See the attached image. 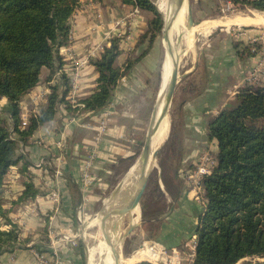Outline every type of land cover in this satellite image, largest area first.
I'll list each match as a JSON object with an SVG mask.
<instances>
[{
	"label": "crops",
	"instance_id": "crops-1",
	"mask_svg": "<svg viewBox=\"0 0 264 264\" xmlns=\"http://www.w3.org/2000/svg\"><path fill=\"white\" fill-rule=\"evenodd\" d=\"M81 3L85 4L84 9L80 6L72 15L69 42L59 49V55L64 63L62 69L69 72V76L71 66L74 68L80 63L81 71L74 77L73 85L79 88L76 93L82 99L93 92L95 74L90 62L100 57L102 48L109 44V36L118 33L114 24L126 15L136 20L130 33L125 34L127 40H122L119 49L123 50L115 60L121 66L127 52L147 27V21L140 10L135 12L132 6L119 0H81ZM263 32L264 29H248L243 34L234 31L229 35L207 37L197 55L196 69L201 74L194 82L198 93L193 102L204 109L201 116L214 115L223 103L246 89L243 78L251 66L260 61L258 53L248 51V38ZM153 55L151 49L136 66L135 70L142 67L138 69L142 76L143 72L153 70L154 63L150 60ZM46 83L35 86L25 98H39L43 105L51 90ZM149 84L120 82L109 104L97 111L81 109L78 113H69L60 104L54 119L34 131L32 139L37 145H21L20 150L26 154H20L17 163L5 173L1 196L6 204L2 206L4 213L18 225L20 239L27 237L28 240L25 248H0V264H88L86 249L80 246L81 241L75 235L78 215L94 205L96 187L106 186V180L114 175L121 161L135 154L140 141L142 112L154 97ZM31 103L34 104V100ZM26 186H31V193H26ZM185 203L179 204L177 209L174 207L176 230H171L170 236L163 235L162 244L175 248L179 239L185 240L188 226L191 240H195L197 215L188 219L185 214L190 213L186 210L190 205ZM6 227L7 224L0 223V231L7 232Z\"/></svg>",
	"mask_w": 264,
	"mask_h": 264
},
{
	"label": "trees",
	"instance_id": "trees-1",
	"mask_svg": "<svg viewBox=\"0 0 264 264\" xmlns=\"http://www.w3.org/2000/svg\"><path fill=\"white\" fill-rule=\"evenodd\" d=\"M119 1L152 14L146 33L140 36L141 41L150 34L152 41L162 22L151 1ZM246 3L264 11V0ZM77 6L78 0H0V99L7 101L1 109L11 120L10 130L0 125V184L9 167L17 163L15 142L26 145L27 138L54 117L57 105L66 103L68 80L60 94L50 86L46 105L30 116L26 127H19V100L37 85L40 69L62 68L58 49L69 40V19ZM119 52L114 39L92 63L97 88L82 100L85 110L105 107L115 83L131 68L129 60L122 70L114 67ZM236 100L208 125L209 137L217 143V165L202 180L206 202L197 215L192 264L264 258V87L243 89ZM8 236L9 232H0V248L1 238Z\"/></svg>",
	"mask_w": 264,
	"mask_h": 264
},
{
	"label": "rangeland",
	"instance_id": "rangeland-1",
	"mask_svg": "<svg viewBox=\"0 0 264 264\" xmlns=\"http://www.w3.org/2000/svg\"><path fill=\"white\" fill-rule=\"evenodd\" d=\"M100 1V0H98ZM151 3L155 7V3L157 0H150ZM187 6L190 7L192 13L193 26H200L205 24L211 20L219 19V18H227L236 15H245L252 16L256 13L264 14L263 10H257L251 7V4L246 3L251 0H239L240 2L235 3L234 0H185ZM108 2V0H106ZM83 3L81 0H78V6L75 8L73 14L76 10L79 9L80 6L83 8ZM84 9V8H83ZM157 10V8L155 7ZM142 14H144L146 21L152 19V14L145 10H140ZM160 15L162 27H163V15L157 10ZM72 14V15H73ZM71 15V17H72ZM69 19V25L70 20ZM136 20L133 16L126 15L123 16L122 20L115 23L114 26L119 31L116 35H111L108 38L109 44L104 46L101 50V53L105 47H109L112 40L118 41V46L122 44V40L124 39L125 34L128 35L132 29V26L135 25ZM133 24V25H132ZM245 31L248 29H260L263 30L264 27L261 25H242V26H230V27H216L207 35H202L200 30H196L193 33L192 43L187 46L186 42V32H187V10L184 17L183 27L180 30V33L175 35L173 40V44L175 45L177 51L179 52V61H178V77L177 83L175 86V90L167 110V116L169 119V130L168 134L161 144V146L156 150L155 156V166H153L152 170L147 175L146 185L143 191V194L139 201V219L136 223V227L125 237L121 242L120 252L123 260L131 257V255L140 249L144 242L152 243L155 249L160 248L165 256V260L161 262H157L156 264H192L191 260V245H192V234L191 230H187L185 233V240L179 239L177 246L170 247L162 244L166 236H170V231L176 228L174 226L176 222L174 207L177 209L179 204L184 205L189 204L187 206L189 210L188 219H192V217L198 215L206 202L204 197V192L202 188V180L204 176L210 174L213 169L217 165V143L216 141L209 137L208 134V125L221 113V111L230 109L237 102L236 98H232L231 100L223 103V107H220L219 111L214 115L205 114L206 116H201L200 112L204 113V109L199 108V103H194V97L198 93L195 89L197 88L194 82H197L199 79V75L201 71L196 69L197 66V55L200 47L206 42L207 37L209 35L214 34H225L229 35L230 33L237 31ZM147 27L144 29L143 33H146ZM162 30V29H161ZM69 31V35H70ZM141 34V35H142ZM181 34V40L177 41V36ZM131 35V34H130ZM140 35V36H141ZM140 36L138 38L135 46L130 49L121 66H118L114 61V67L122 68L125 65V61L129 60L132 63L131 68L117 80L115 83L111 97L113 92L119 86L120 82H150L149 90L152 91L153 101L152 103H148L147 110L143 109V123H141L140 127V141L139 145L136 148L135 154L129 158L128 160L121 161L118 169L116 168L114 178L108 177L106 180V186L96 187L97 197L94 205L89 210H83L81 214L78 215V224L76 226L75 235L76 239L81 241V245L86 249V255L88 249L90 247H95L97 242L102 237L101 230L95 224L89 225L90 222L97 215L102 212L104 208L105 201L107 198L115 191L118 184L122 181L123 177L129 172V168L133 166L135 161L140 157L143 143L145 141L147 131L150 127L151 120L153 117L154 109L156 106V101L158 98V94L160 91L161 77L162 72L161 69L163 67L164 59L166 56L165 44L162 39L161 31L153 38L151 41L150 34H148L144 39H141ZM203 36V37H202ZM205 36V37H204ZM204 38V39H203ZM67 43L62 47L66 46ZM125 46V44H124ZM123 46V47H124ZM238 46V45H237ZM58 49V54H59ZM122 49V48H121ZM121 49L119 54H121ZM154 53L153 59H150L154 63L153 70L149 73H144L143 76L141 72L138 71L142 67H139L135 70L136 66L143 61L145 55L150 51ZM123 50V49H122ZM205 50V48L203 49ZM249 50V49H248ZM60 56V55H59ZM61 57V56H60ZM91 60L90 64L93 67V73L95 74V85L92 88V91H95L97 88L96 80H97V72L95 67L93 66V62L96 61ZM116 60V59H115ZM84 63V62H83ZM62 64H64L62 62ZM80 67V66H79ZM144 67H146V63H144ZM81 69L76 70L71 66L70 68V76L69 72L67 73L64 69L56 68L54 72H51L50 69L46 67H42L39 73V81L36 86L41 83L50 82L49 85L46 83V86H55L57 88L58 94L67 88V84L63 85L67 80L69 81V87L66 93V103L63 104L69 113H78L81 109H84V105L82 100L88 98H80L77 95L76 91L79 89L75 87L73 84L76 82L74 77H77L80 73ZM132 71V74L130 75ZM131 79H130V77ZM62 76L64 78H62ZM74 78V80H73ZM79 78V77H78ZM77 79V78H76ZM124 79V81H121ZM120 87V86H119ZM151 88V89H150ZM247 89V88H246ZM32 90V89H31ZM30 90V91H31ZM72 90V92H71ZM30 91L27 93L29 94ZM26 94V95H27ZM74 94V95H73ZM49 95V94H48ZM150 95V94H149ZM237 96V95H236ZM43 97V96H42ZM151 97V96H150ZM111 99V98H110ZM110 99L107 104H109ZM0 125L4 126L8 130L11 129V120L9 119L6 112L2 111V106H7V101L4 99H0ZM34 100V104L31 103ZM36 100V101H35ZM43 100V99H42ZM150 101V100H149ZM38 99L25 98V96L21 97L19 100V127H26L28 124V120L30 116L37 114L38 111L46 105V102L43 105H40ZM60 105V104H58ZM57 105V107H58ZM133 105V103H132ZM56 107V110H57ZM142 110V109H141ZM56 113V112H55ZM55 116V115H54ZM54 117L50 120L52 121ZM49 122V121H48ZM34 133V132H33ZM32 133V135H33ZM32 135L27 138L26 146L36 144L37 141L32 139ZM13 139L16 140L17 137L11 135ZM34 140V141H33ZM20 143L15 142V150L17 161L19 160V155H25L26 151H22ZM24 146V145H22ZM205 169L208 173H202L200 170ZM10 169V167H9ZM8 169V170H9ZM7 170V171H8ZM6 171V173H7ZM25 172L23 175L25 176ZM5 175V174H4ZM3 175V177H4ZM2 177V180H3ZM121 180V181H120ZM3 182L0 184V223L7 224V232L10 233L8 237H2L1 241H4L1 245V249L10 250L13 248H25V243L28 240L27 237L25 239H20V229L17 224L12 223L8 217L7 213H4L2 206H5L4 198L1 196V193L4 189L2 187ZM31 186H26V193L31 190L29 189ZM28 194V193H27ZM183 199V200H182ZM196 205V208L194 207ZM200 211H198V210ZM177 211V210H176ZM172 213V216L170 214ZM194 220V218H193ZM129 224L124 222L122 226V233H124L125 229ZM164 233H162V230ZM166 231V232H165ZM1 233H6V231H0ZM169 233V234H168ZM164 235V236H163ZM28 236V235H27ZM174 238V237H171ZM170 238V239H171ZM175 241V240H174ZM176 243V241H175ZM57 247H55L56 249ZM59 249V247H58ZM175 249V250H174ZM174 252V254H173ZM168 258H173V261L168 262ZM87 259V257H86ZM95 260H98V256H95ZM142 261L149 262L147 260H139L138 262H133V264H139ZM264 258H245L240 260L236 264H254L256 262H262ZM88 263V262H87ZM154 264L152 262H149ZM119 264H126L124 261Z\"/></svg>",
	"mask_w": 264,
	"mask_h": 264
},
{
	"label": "bare ground",
	"instance_id": "bare-ground-1",
	"mask_svg": "<svg viewBox=\"0 0 264 264\" xmlns=\"http://www.w3.org/2000/svg\"><path fill=\"white\" fill-rule=\"evenodd\" d=\"M155 7L157 10L163 15V18L165 20L168 19V16L171 13V6L168 3V0H157L155 3ZM187 4L186 1L183 3L177 18L175 19L173 23V35L171 37V42L173 43V40L175 38V35L177 33H180V30L183 27L184 23V17L186 13ZM242 16V15H241ZM239 15L231 16L227 18H219L211 20L205 24H202L200 26H194L187 30L185 33L186 36V42L187 46L190 47L192 43L193 33L196 30H200L202 35H207L210 30L216 28V27H230V26H242V25H263L264 26V14L256 13L253 16H244L241 17ZM203 37V36H202ZM205 37V36H204ZM204 39V38H203ZM165 44V42H164ZM166 49V46H165ZM162 77H161V84H160V91L158 94V98L156 101V106L154 109L153 119H157L160 115V112L164 106V89L165 85L167 83L169 73H170V58L166 53L163 67L161 69ZM169 130V119L167 116V113L163 114L161 117V120L158 124V127L155 131V133L152 135L151 138V150L152 152L157 150L161 144L164 142ZM150 127L147 131V134H149ZM139 159L138 158L133 166L129 168V172L127 171V174L123 177L122 182L118 184L115 191L107 198L104 204V208L102 212H100L96 218L92 220V222L89 223V225H97L99 229L101 230L100 240L97 242V245L95 247H90L87 251V262L88 264H114V258H113V252L111 250V246L107 243V237L110 236L111 232V224H113V221H117L116 223V230L115 233L111 236L113 239H115L117 243L116 250L119 253V263L124 261L126 264H133V262H138L139 260H147L149 262H152L156 264L157 262H161L165 260V256L163 252L160 250V248L155 249L150 242H144L140 249L135 251L131 257L123 260L120 252V246L122 239V226L124 222H127V224H136V222L139 219L140 209L138 206H129L126 212L123 215L117 216V220L113 218L114 211L116 207H119L123 200L120 199V196L122 194V191L128 186V192L126 193V198L124 199L125 203L129 204V202L133 199L137 188H138V177H139ZM155 158L151 157L150 161L147 164V170L146 173L152 170L153 166H155ZM120 180V181H121ZM104 213H107V218L104 219ZM98 256V260H95V256ZM135 264V263H134Z\"/></svg>",
	"mask_w": 264,
	"mask_h": 264
},
{
	"label": "water",
	"instance_id": "water-1",
	"mask_svg": "<svg viewBox=\"0 0 264 264\" xmlns=\"http://www.w3.org/2000/svg\"><path fill=\"white\" fill-rule=\"evenodd\" d=\"M185 2V0H168V3L171 6V13L168 16V19L165 20L163 18V27L161 30L162 33V39L165 42V46H166V53L170 58V73H169V77L167 80V83L165 85V89H164V106L160 112V115L158 116L157 119H153L151 120V124H150V131L149 134L146 135L145 141L143 143L142 146V150H141V154H140V159H139V177H138V188L137 191L133 197V199L129 202V204H127V202L125 203L124 199L126 198V193L128 192V186L122 191V194L120 196V199L123 200V203L119 206L116 207L114 214H113V218H115V220H117V216L119 215H123L126 210L128 209L129 206L132 205H136L139 207V201L140 198L143 194L145 185H146V180H147V175L149 173V171L146 173L147 170V164L150 161L151 157L156 156V150L152 152L151 150V138L152 135L155 133L158 124L161 120V117L163 116V114L167 113V110L169 108L174 90H175V86L177 83V77H178V61H179V52L177 51L175 45L171 42V37L173 35L172 29H173V23L175 21V19L177 18V15L183 5V3ZM187 10V30L192 28L193 26V20H192V13H191V9L189 6H187L186 8ZM182 35L179 34L177 36V41L179 42L181 40ZM154 114V113H153ZM122 182V181H121ZM107 213H104V219L107 218ZM116 223L117 221H113V224H111V232H110V236L107 237V243L111 246V250L113 252V258H114V264H119V253L116 250L117 247V243L118 241H116L115 239H113L111 236L115 233L116 230ZM140 222L136 223V224H129L128 227L125 229L124 233H123V237L127 236L133 229L134 227L137 226V224H139ZM122 237V239H123ZM116 241V242H115ZM122 242V241H121Z\"/></svg>",
	"mask_w": 264,
	"mask_h": 264
},
{
	"label": "built area",
	"instance_id": "built-area-1",
	"mask_svg": "<svg viewBox=\"0 0 264 264\" xmlns=\"http://www.w3.org/2000/svg\"><path fill=\"white\" fill-rule=\"evenodd\" d=\"M135 12L138 11L137 8H134ZM240 29H237L235 31L238 34H243L244 31H239ZM248 45H249V51L250 53H258L260 55V61L257 62L255 65L251 66L249 72L247 75L243 78V85L247 89L255 90L257 88L264 87V32L259 34L256 37L248 38ZM80 63L75 64V69L78 70L80 67ZM202 173H208L205 169L200 170ZM74 244V243H72ZM191 260L193 261L194 257V251H195V240L192 241L191 245ZM174 254V252H173ZM173 261V258H168V262Z\"/></svg>",
	"mask_w": 264,
	"mask_h": 264
}]
</instances>
